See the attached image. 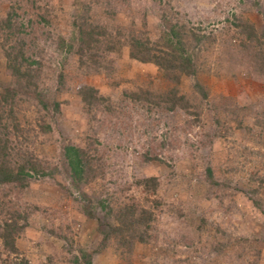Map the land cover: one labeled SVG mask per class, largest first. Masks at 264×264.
<instances>
[{"label": "rangeland", "instance_id": "obj_1", "mask_svg": "<svg viewBox=\"0 0 264 264\" xmlns=\"http://www.w3.org/2000/svg\"><path fill=\"white\" fill-rule=\"evenodd\" d=\"M8 14L0 93L17 83L8 46L34 60L35 86L0 102V163L43 171L0 184V228L21 226L0 264H264V0H0ZM164 19L204 36L194 75L131 55ZM65 145L88 151L93 177L70 176ZM121 220L133 238L109 232Z\"/></svg>", "mask_w": 264, "mask_h": 264}, {"label": "trees", "instance_id": "obj_2", "mask_svg": "<svg viewBox=\"0 0 264 264\" xmlns=\"http://www.w3.org/2000/svg\"><path fill=\"white\" fill-rule=\"evenodd\" d=\"M164 22L167 26V29L163 33V36L160 35L155 40L152 47H149V41L147 39L143 41L140 38L134 37L128 40L131 55L141 61L154 62L160 68H170L174 70V72H176V75H194L196 73L197 66L191 52L192 50H190V41H195V43H199L200 41H202L204 36L196 34L195 32H193L191 27H188L187 24L183 22H172L171 19H164ZM14 28L15 25L13 24L12 15L8 14L4 19L0 18V31L7 33L6 37H8V33L9 36L13 34L11 33V31L14 30ZM17 31L19 30L17 29ZM83 33L87 36H85L86 38H83L85 39L83 40L86 45L85 49L89 50L90 52L93 47L96 48V45L93 43H100V41L94 39L91 32L83 31ZM13 36H15V34H13ZM15 39H17V37H15ZM250 39H252V37H250ZM23 43L24 42H22V44ZM260 44H262V42H260ZM5 57L7 59V69L11 73V75L15 79H17V83L15 84V86L6 87L4 90L1 91L0 102L12 104V102H9V100L16 99L19 94H29L30 92H32L30 89L32 85L35 86L34 82L31 81L33 78V74H31L26 68H28V66L31 65L34 60L29 61L28 58L24 56L22 47L16 52L15 47L13 46L7 47V49L5 50ZM98 58L99 55L96 53L95 57H93V61L97 63ZM22 80H25L26 83L20 85V82ZM17 85L18 87L16 88ZM95 91L96 89L93 87L83 86L80 88L81 98L84 101L90 102L91 100L95 99ZM175 92L176 91H174V93ZM57 107L58 103L55 104V109H57ZM12 115L13 110L10 107L6 113L7 119H14V116ZM5 150H7V147L5 146V144L2 143V139L0 138L1 156H5ZM63 154L67 161L69 174L73 179L80 180L86 176H94V159L88 154V151L86 149H82L72 145H65L63 148ZM26 163L28 164L29 169L31 170H25V166L23 165L19 166V168L14 171L13 169L6 167L2 163H0V184L11 183L17 180L24 181L26 177L32 176L35 173L37 174L39 173V171H43V167H41V163L39 162H30L26 160ZM29 171H31L32 174ZM143 183L147 186H151V188H155L156 185L154 177L144 179ZM261 208L264 213L263 207ZM142 214L143 217L140 218L142 221H147L149 220V218H151V212H148L145 209L142 210ZM3 226L5 227H3L2 229L0 228V238L3 241V245L9 251L14 252L16 249L14 240L19 231L21 230V226H18V224L14 220L4 221ZM132 229V222H127L124 224V220H121L119 226H111L109 228V232L111 234L118 235V237H120L121 239L125 238L127 235H131V237L133 238ZM140 238L143 239L142 236H140ZM128 242L129 241L127 240V243Z\"/></svg>", "mask_w": 264, "mask_h": 264}]
</instances>
